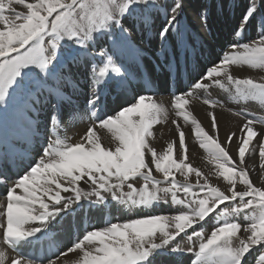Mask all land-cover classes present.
Wrapping results in <instances>:
<instances>
[{
  "label": "snow or ice",
  "instance_id": "1",
  "mask_svg": "<svg viewBox=\"0 0 264 264\" xmlns=\"http://www.w3.org/2000/svg\"><path fill=\"white\" fill-rule=\"evenodd\" d=\"M188 6L186 0H0V264H182L185 253L191 264H264V119L233 112L244 123L221 140L213 112L205 130L188 110L195 91L212 85L238 102L264 104V78L233 75L234 66L264 70V0L259 6L251 0L241 18L240 31L253 26L257 38L229 42L188 91L171 94L170 107L191 125L209 172L189 162L178 119L172 120L177 140L163 152L150 143L169 109L145 75L144 41L156 37L165 63L178 71V49L184 46L187 60L191 43L183 24ZM198 16L207 28V6ZM129 90L131 101L108 104ZM203 103L223 107L210 98ZM85 115L88 127L71 141L62 125ZM20 138L39 146L34 157L18 150ZM253 155L259 186L250 174L255 165L246 161ZM18 158L31 162L10 175ZM210 176L224 182L223 190ZM113 201L130 212L149 211L89 223L67 245L50 244V255L36 254L65 215L103 213ZM161 204L175 207L155 211Z\"/></svg>",
  "mask_w": 264,
  "mask_h": 264
},
{
  "label": "bare ground",
  "instance_id": "2",
  "mask_svg": "<svg viewBox=\"0 0 264 264\" xmlns=\"http://www.w3.org/2000/svg\"><path fill=\"white\" fill-rule=\"evenodd\" d=\"M186 3L189 6L186 8L183 24L191 39V43L188 46L187 60L185 58L184 46L181 45L178 49V71L175 68L170 70L165 63V57L161 52L159 40L156 37L153 36L151 42L144 41V47L146 49L144 61V68L146 69L145 75H152L155 80L156 99L169 109L167 121L154 125V138L150 139V143L158 152H163L168 143L178 139L175 125L172 124L173 119H178V122L184 127L186 133L189 162H191L194 167H198L207 173L212 168V165L208 163L206 153L199 147L198 142L191 134V125H184L181 118L175 117V113L170 107L171 94H179L181 91H188L191 85L199 79L203 66L208 64L211 59H215L219 54H222L227 50L229 42H251L257 38L258 29L253 26H248L244 28L243 31H240L242 13L246 5L250 3L249 1L186 0ZM224 5L226 6V9H222ZM257 5H260V0H257ZM204 6H207L209 12L207 28L202 26L198 16L199 11L203 10ZM192 44L195 45L194 48L192 47ZM169 55L171 58V48H169ZM157 57H159L160 67H157ZM174 71L176 72L175 75ZM233 75L239 78L252 77L253 79L259 80L264 78V70L253 69L248 66H234ZM134 94L135 92L133 90H129V92L123 96L113 95L109 97L108 104L112 108H116L118 104L124 103L125 100L131 101ZM204 98L218 100L223 104V107L217 105V107L211 108L209 105L203 103ZM229 109H232L233 111H229ZM188 110L191 111L200 121L205 130H209L211 124V117L208 113L213 112L217 117L221 140H224L226 134L229 132H239V128L244 123L243 118L234 115L233 112L244 111L248 113L249 116L254 115L258 119L264 118V104L255 101L238 102L232 93L215 85H212L207 91L203 89L196 90L194 97L191 98ZM89 122L87 115L83 116V118L77 116L71 121L66 120L62 127L66 131L67 136L71 138V141H77L80 134H82L88 127ZM257 128H260L259 124H257ZM101 135L102 139L107 142L109 139L107 133L101 130ZM257 139H259V137H257ZM17 147L20 152L27 153L28 156L34 157L39 146L36 144H30L23 138H20ZM229 147L230 153H234L236 146L230 145ZM246 161L248 165H255V168L250 171V174L254 182H257L256 177L259 175L258 155H253L250 159L246 157ZM30 162L31 161L27 158H18L17 172L26 168ZM9 174L14 176L16 173L11 170ZM154 175H156L158 179L161 178L158 173L154 172ZM176 178L178 180L183 179L178 173ZM190 179L194 182L195 178L193 176ZM210 179L214 184H219L223 190L225 187L224 182L217 180L215 176H210ZM139 183L142 182L139 181L138 186ZM257 186H259L258 182ZM82 187H84L86 191L89 190L86 185L82 184ZM125 190L127 191V188H125ZM4 191V185L0 183V198L3 197ZM62 195L71 194L62 193ZM173 207L175 206L161 204L156 205L154 210L166 212ZM146 211H149V209H137L130 212L123 205L117 204L113 201L103 213H98L93 210L87 212L77 211L74 215H65L63 220H58L54 224L52 233L53 239L43 240L42 245L37 244L35 252L38 255H50L51 253L48 252L50 244L58 240L67 245L69 239L74 238L77 234V230L82 232L83 228L88 226L89 223L102 225L106 219L111 220V222H122L127 220L130 216L142 214ZM177 239L180 240L179 237ZM184 240H186V237H184ZM182 242L183 241H181V243ZM41 247L44 249L43 252L40 251ZM179 259L182 261V264H191L193 257L190 253H185L183 256H180Z\"/></svg>",
  "mask_w": 264,
  "mask_h": 264
},
{
  "label": "rangeland",
  "instance_id": "3",
  "mask_svg": "<svg viewBox=\"0 0 264 264\" xmlns=\"http://www.w3.org/2000/svg\"><path fill=\"white\" fill-rule=\"evenodd\" d=\"M243 1H249V2H251V0H243ZM255 2L257 3V0H255ZM218 9H220V8H218ZM222 9H226V6L224 5L223 7H222ZM217 23H219V22H217ZM264 119V118H263ZM142 182V181H141ZM166 186H168L167 184H162L161 185V187H166ZM169 200H170V196H169ZM221 207H223V206H221ZM251 211H253V210H249V212H251ZM247 223V222H246ZM207 231H210V227L209 228H206V232ZM182 244H183V242H182Z\"/></svg>",
  "mask_w": 264,
  "mask_h": 264
}]
</instances>
